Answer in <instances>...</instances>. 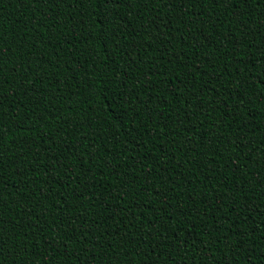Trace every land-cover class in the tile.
<instances>
[{"label": "trees", "instance_id": "trees-1", "mask_svg": "<svg viewBox=\"0 0 264 264\" xmlns=\"http://www.w3.org/2000/svg\"><path fill=\"white\" fill-rule=\"evenodd\" d=\"M230 5L0 0V264H264V0Z\"/></svg>", "mask_w": 264, "mask_h": 264}, {"label": "snow or ice", "instance_id": "snow-or-ice-1", "mask_svg": "<svg viewBox=\"0 0 264 264\" xmlns=\"http://www.w3.org/2000/svg\"><path fill=\"white\" fill-rule=\"evenodd\" d=\"M83 0H81V4H82ZM104 2L106 3H115V4H119V3H124L126 7H129L131 8V5H132V0H104ZM165 4H167L169 2V0H164ZM173 2H176L178 4H182L183 3V0H173ZM190 3H192V6L195 7L196 6V3L199 2V0H189ZM215 2L217 3H227L228 0H215ZM73 3H76V0H73ZM236 3V0H231V5H234ZM230 5V6H231ZM100 23H104L105 20L104 19H101L99 21ZM31 62L29 61V64ZM0 242H2V237H0Z\"/></svg>", "mask_w": 264, "mask_h": 264}]
</instances>
